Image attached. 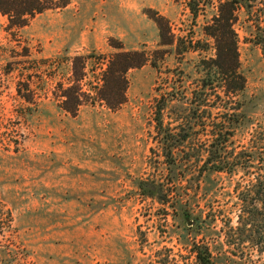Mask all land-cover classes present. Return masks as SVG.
I'll return each instance as SVG.
<instances>
[{
	"label": "rangeland",
	"instance_id": "374dc122",
	"mask_svg": "<svg viewBox=\"0 0 264 264\" xmlns=\"http://www.w3.org/2000/svg\"><path fill=\"white\" fill-rule=\"evenodd\" d=\"M219 1L204 0L195 22L188 0H53L22 29H9L0 13V251L9 255L0 264H197L188 246L192 222L142 196L139 182L167 179L154 140L156 89L168 70L194 81L197 62L214 57L204 27ZM234 1L245 113L257 122L264 117V0ZM160 25L173 47L162 46ZM122 51L146 53L158 68L149 62L131 70L126 103L110 110L96 94ZM81 56L85 70L74 66V76L72 61ZM81 73L95 103L72 117L60 96ZM243 178L209 175L195 210L215 209L217 229L236 227L235 187Z\"/></svg>",
	"mask_w": 264,
	"mask_h": 264
},
{
	"label": "trees",
	"instance_id": "16d2710c",
	"mask_svg": "<svg viewBox=\"0 0 264 264\" xmlns=\"http://www.w3.org/2000/svg\"><path fill=\"white\" fill-rule=\"evenodd\" d=\"M203 2L188 0L194 22ZM53 8V0H0V13L7 18L9 29H22L31 18ZM238 8L234 0L219 1L217 12L204 27L215 55L197 62V79L191 81L185 72L176 75L172 70L162 78L153 106L154 140L168 175L163 182H139L142 196L167 206L175 219L192 222L193 241L189 240L188 246L197 264H264V117L253 122L245 113L247 81L241 72L235 31ZM160 32L162 46L173 47L174 36L165 40L161 25ZM191 48L194 52L203 50ZM86 58L75 57L73 67L84 71ZM151 58L142 52L122 51L113 56L97 100L110 110L122 107L127 101V74L149 62L158 68ZM83 79L81 73L75 80L78 84H71L60 96L64 110L72 117L85 103H95L90 93L83 92ZM245 132L249 139L241 145L239 139ZM239 173L244 178L235 187L237 226L227 223L217 229V211L200 206L195 210L192 200L199 201L202 180L209 175ZM2 221L0 218V224ZM1 250L5 262L8 252Z\"/></svg>",
	"mask_w": 264,
	"mask_h": 264
}]
</instances>
